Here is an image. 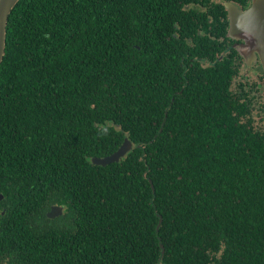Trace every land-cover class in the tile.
I'll return each mask as SVG.
<instances>
[{
    "label": "trees",
    "instance_id": "trees-1",
    "mask_svg": "<svg viewBox=\"0 0 264 264\" xmlns=\"http://www.w3.org/2000/svg\"><path fill=\"white\" fill-rule=\"evenodd\" d=\"M184 3L18 1L0 67V264H264V107L226 60L181 67ZM125 138L119 161H92Z\"/></svg>",
    "mask_w": 264,
    "mask_h": 264
},
{
    "label": "flooded vegetation",
    "instance_id": "flooded-vegetation-1",
    "mask_svg": "<svg viewBox=\"0 0 264 264\" xmlns=\"http://www.w3.org/2000/svg\"><path fill=\"white\" fill-rule=\"evenodd\" d=\"M184 13L189 16V27L183 28L173 33L178 43L184 45L181 53L180 65L186 71H192L198 67L216 66L220 60H226L234 68H238V75L243 68L256 73L258 81L239 80L242 86L243 94H249L257 108H263L262 96L260 92H264V62L258 50L248 56L242 53L244 48L251 49L256 40L252 37L247 42L244 37L233 36L230 32V14L226 7V2H232L239 9L246 10L252 6L253 0H184ZM206 3L209 6H206ZM221 4L225 8H221ZM217 7V11H213L210 7ZM253 42V44L251 43ZM244 47V48H242ZM245 51V50H244ZM262 69V72L257 69ZM201 80L202 76H196ZM239 89V88H238ZM259 93V94H257ZM261 103V104H260ZM64 207V206H63Z\"/></svg>",
    "mask_w": 264,
    "mask_h": 264
},
{
    "label": "water",
    "instance_id": "water-1",
    "mask_svg": "<svg viewBox=\"0 0 264 264\" xmlns=\"http://www.w3.org/2000/svg\"><path fill=\"white\" fill-rule=\"evenodd\" d=\"M19 0H0V67L6 52L7 25L11 12ZM226 7L230 14V32L233 36L244 37L247 42L250 38L256 40L251 49L244 48L242 53L246 56L258 50L264 62V0H253L252 6L246 10L239 9L232 2H226ZM253 44V42L251 41ZM262 72V69L258 68ZM264 71V67H263ZM133 147V143L128 138H125L123 144L114 153L105 157H93L92 161L96 164L107 165L114 161H119ZM3 195L0 196V200ZM64 207L61 205L52 206L47 215L51 218L59 216L63 213Z\"/></svg>",
    "mask_w": 264,
    "mask_h": 264
},
{
    "label": "rangeland",
    "instance_id": "rangeland-1",
    "mask_svg": "<svg viewBox=\"0 0 264 264\" xmlns=\"http://www.w3.org/2000/svg\"><path fill=\"white\" fill-rule=\"evenodd\" d=\"M240 79H244L245 81H252V83H253L254 81H258V76L256 75V73L249 71V69L243 68V69H241L240 75L238 76V80H240ZM257 94H259V93H257ZM260 95L263 98L262 99V102H264V92H260ZM259 118H260V116H258L256 118V120H258ZM259 123H261L262 125H264V115H263L262 121H260ZM59 216H56V217H59ZM56 217H54V218H56ZM54 218H52V219H54Z\"/></svg>",
    "mask_w": 264,
    "mask_h": 264
}]
</instances>
